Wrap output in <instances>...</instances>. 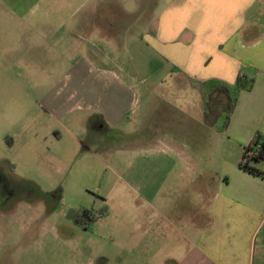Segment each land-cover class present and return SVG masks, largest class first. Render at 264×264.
<instances>
[{
  "label": "rangeland",
  "instance_id": "374dc122",
  "mask_svg": "<svg viewBox=\"0 0 264 264\" xmlns=\"http://www.w3.org/2000/svg\"><path fill=\"white\" fill-rule=\"evenodd\" d=\"M116 1L129 8L130 0ZM157 15L122 12L121 28L112 37L86 28L69 45L64 29L54 44L35 37L36 44L31 33L28 42L0 40V180L20 194L16 208L0 216V264H183L191 257L211 224L209 201L220 177L213 170L217 150L190 156L195 142L190 135L199 126L187 123L191 132L181 141L170 130L143 126L139 118L120 125L130 137L112 140L113 130L101 126L95 114L79 109L62 117L57 108L67 95L59 87L77 51L87 49L88 77L112 72L127 88L134 111L162 98L190 104L193 122L203 121L209 92L201 85L192 89L182 75H169L170 63L140 41L148 17L154 24ZM51 87L54 92H46ZM46 95L53 105L44 103ZM222 115L212 125L223 126ZM252 165L264 178V160ZM254 192L264 194V183ZM233 213L230 226L238 234L231 245L239 243L246 264H264V221Z\"/></svg>",
  "mask_w": 264,
  "mask_h": 264
},
{
  "label": "crops",
  "instance_id": "0c3cea01",
  "mask_svg": "<svg viewBox=\"0 0 264 264\" xmlns=\"http://www.w3.org/2000/svg\"><path fill=\"white\" fill-rule=\"evenodd\" d=\"M129 2L126 9L120 8L116 0H0V40L10 45L28 42L31 40L26 34L31 33L36 44L39 39L54 44L58 31L64 29L63 41L69 45L71 36H80V30L86 28H98L96 35L99 37L103 34L112 37L111 31L121 28L119 14L122 12L156 13L154 24L150 17L145 22L147 30L140 36V41L170 63L169 75H182L192 89L201 85L203 93L213 92L214 86L218 85L232 90L238 76L251 79L250 88L232 92L235 101L228 122L224 123L226 112H223V126L214 124L210 127L204 119L201 121L202 118L200 123H194L191 117L194 110L190 104L187 107L182 102H162L159 98L134 111V101H129L127 88L112 72L105 69L96 74L93 71L92 78L88 77L92 71L89 74L86 49L77 51L71 72L66 74L59 87L61 92L63 88L67 89V95L57 107L62 117L79 109L88 115L95 114L101 126L113 130L112 140L130 137L129 132H121L120 125L131 121L135 124L139 118L143 126L159 128L163 133L170 130L175 139L181 141L184 134L190 135L191 128L189 131L187 123L199 126V132L190 135L195 141L190 156L196 157L201 151L207 153L205 156H212L217 150L219 156L212 159L215 162L219 158V164L213 170L220 173V177L218 189L209 201L207 219L211 224L198 236L190 251L191 257H186L183 264H246L241 250H237L239 243L231 245V237L238 233L231 230L230 223L236 217L233 213L236 210L247 216L254 215L255 220L258 217L259 223L264 221V194L254 192L258 184L264 183V178L239 167L244 147L258 136L264 144V0ZM54 88L46 92H54ZM212 95L213 100L209 103L217 111L221 110L225 94ZM122 97H126L127 102H123ZM43 100L46 105H53L48 95ZM100 137L96 135L95 141Z\"/></svg>",
  "mask_w": 264,
  "mask_h": 264
},
{
  "label": "trees",
  "instance_id": "16d2710c",
  "mask_svg": "<svg viewBox=\"0 0 264 264\" xmlns=\"http://www.w3.org/2000/svg\"><path fill=\"white\" fill-rule=\"evenodd\" d=\"M250 86H251V79L245 80L242 78V76H238L235 86L232 90H229V88L226 86H221V85L214 86V88L212 89L213 92L208 94L207 103L209 105L208 106L209 112L204 113L206 117V118L204 117V122L206 124L212 125V123L215 122L217 116L221 114V111L225 109L224 111L226 112V116H225L224 123H227L229 119V113L231 112L233 105H234V101H235V98L233 96L234 94L232 92H236V90H239L245 87L248 89L250 88ZM217 93L225 94V97H226L223 108L218 111L209 103L211 100H213L212 94H217ZM214 109L215 111H213ZM257 144L259 145L258 148H256ZM250 150L251 151L253 150V153L252 152L250 153L249 152ZM259 160H264V144L263 143L261 144V142L259 141V136H258V137H255L246 147H244L241 160L239 162V167L252 174L262 175L261 171L257 169L254 165H252V162H258ZM80 213L83 217H85L84 215L87 214L86 210H82ZM79 215L80 214L77 213L75 217H72V220L76 223L79 222L80 220ZM88 218L95 219L96 217L92 216ZM82 224L84 227L86 226V223L83 222Z\"/></svg>",
  "mask_w": 264,
  "mask_h": 264
},
{
  "label": "flooded vegetation",
  "instance_id": "af4514ba",
  "mask_svg": "<svg viewBox=\"0 0 264 264\" xmlns=\"http://www.w3.org/2000/svg\"><path fill=\"white\" fill-rule=\"evenodd\" d=\"M19 199L20 194L9 187L5 181L0 180V216L5 215L7 211L15 209Z\"/></svg>",
  "mask_w": 264,
  "mask_h": 264
},
{
  "label": "built area",
  "instance_id": "2783aa9c",
  "mask_svg": "<svg viewBox=\"0 0 264 264\" xmlns=\"http://www.w3.org/2000/svg\"><path fill=\"white\" fill-rule=\"evenodd\" d=\"M258 147H259V145L257 144V145H256V148H258ZM249 152H250V153H251V152L253 153V150H252V151L250 150Z\"/></svg>",
  "mask_w": 264,
  "mask_h": 264
}]
</instances>
